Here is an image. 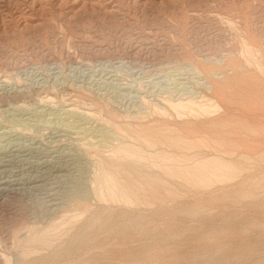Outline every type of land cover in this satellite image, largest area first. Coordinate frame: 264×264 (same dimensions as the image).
I'll list each match as a JSON object with an SVG mask.
<instances>
[{"label":"rangeland","instance_id":"1","mask_svg":"<svg viewBox=\"0 0 264 264\" xmlns=\"http://www.w3.org/2000/svg\"><path fill=\"white\" fill-rule=\"evenodd\" d=\"M0 160V264H264V0H0Z\"/></svg>","mask_w":264,"mask_h":264},{"label":"bare ground","instance_id":"2","mask_svg":"<svg viewBox=\"0 0 264 264\" xmlns=\"http://www.w3.org/2000/svg\"><path fill=\"white\" fill-rule=\"evenodd\" d=\"M4 160H5V159H4ZM7 162H8V164H9V163L12 162V160L6 161V163H7ZM3 163H4V161L2 162V161L0 160V168L6 166V164L4 165ZM8 164H7V165H8ZM4 168H5V167H4ZM27 168H28V167H27ZM10 173H11V172H10ZM4 182H5V180H4ZM36 182H38V181H36ZM36 182H34V183H36ZM0 187H1V186H0Z\"/></svg>","mask_w":264,"mask_h":264}]
</instances>
